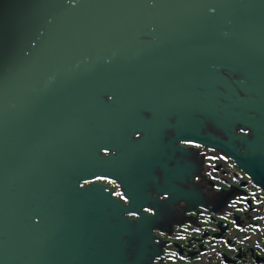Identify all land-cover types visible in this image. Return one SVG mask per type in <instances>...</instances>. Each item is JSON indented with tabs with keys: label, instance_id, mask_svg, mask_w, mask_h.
I'll use <instances>...</instances> for the list:
<instances>
[{
	"label": "water",
	"instance_id": "1",
	"mask_svg": "<svg viewBox=\"0 0 264 264\" xmlns=\"http://www.w3.org/2000/svg\"><path fill=\"white\" fill-rule=\"evenodd\" d=\"M222 109L262 138L264 0H0V264H122L102 246L127 208L100 179L152 172L134 136L171 117V141L215 140Z\"/></svg>",
	"mask_w": 264,
	"mask_h": 264
},
{
	"label": "flooded vegetation",
	"instance_id": "2",
	"mask_svg": "<svg viewBox=\"0 0 264 264\" xmlns=\"http://www.w3.org/2000/svg\"><path fill=\"white\" fill-rule=\"evenodd\" d=\"M224 73L248 89L254 82L241 72ZM236 89L241 97L254 96ZM142 114L151 118L149 112ZM229 115L222 109L216 120L202 123L200 133L215 140L186 136L171 141L176 134L172 117L165 127L154 123L155 131L136 132L134 138L153 137L156 162L140 159L141 166L153 163L152 172L122 185L102 180L126 206L130 220L121 250L102 246L122 264H264V114L250 113L262 138L252 123Z\"/></svg>",
	"mask_w": 264,
	"mask_h": 264
}]
</instances>
